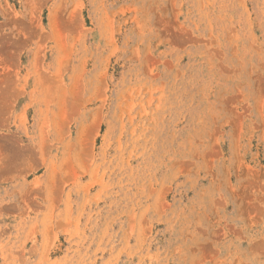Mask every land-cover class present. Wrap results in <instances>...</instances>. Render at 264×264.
Returning <instances> with one entry per match:
<instances>
[{"label":"rangeland","instance_id":"rangeland-1","mask_svg":"<svg viewBox=\"0 0 264 264\" xmlns=\"http://www.w3.org/2000/svg\"><path fill=\"white\" fill-rule=\"evenodd\" d=\"M0 264H264V0H0Z\"/></svg>","mask_w":264,"mask_h":264}]
</instances>
